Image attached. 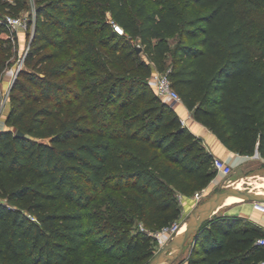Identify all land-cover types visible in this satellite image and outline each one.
<instances>
[{"label":"trees","instance_id":"trees-1","mask_svg":"<svg viewBox=\"0 0 264 264\" xmlns=\"http://www.w3.org/2000/svg\"><path fill=\"white\" fill-rule=\"evenodd\" d=\"M25 6L0 0V81L7 15ZM31 28L0 127V264H144L181 219L179 195L217 176L154 69L228 149L264 157V0H39ZM97 201L104 211L88 209ZM261 236L248 217L215 213L185 262L264 264Z\"/></svg>","mask_w":264,"mask_h":264},{"label":"rangeland","instance_id":"rangeland-1","mask_svg":"<svg viewBox=\"0 0 264 264\" xmlns=\"http://www.w3.org/2000/svg\"><path fill=\"white\" fill-rule=\"evenodd\" d=\"M38 1L39 0H26L25 9L19 15L23 16V17H27L29 20L34 19V17L36 16V9H37ZM250 29L255 30V27H254L252 22L250 23ZM30 31H31V34L29 33ZM32 31H33L32 28H31V30L20 28L16 32L15 39H11V41L8 42L7 45L11 46V49L14 53L12 55L13 63L11 64V66L15 65L17 63V61L21 58V59H24V65L23 66L26 67L25 58H26V55L30 49L31 39H32ZM19 35H22V37H23L21 44H19V42H18V36ZM3 36H5V34ZM80 36L88 37L87 34L83 35L82 33H80ZM5 37H7V36H5ZM138 48L142 49L140 44H138ZM77 49H78L77 45H70L67 48L65 55L74 54ZM126 69H127L126 67H119V66L113 67V70L115 72H118V73L122 72V71H127ZM74 71H75L74 69L70 70L67 74V77H70L74 73ZM150 77H151V75H150ZM77 103L78 102L75 101L74 105H76ZM6 115H7L6 103H2V101H1L0 118L4 119L6 117ZM234 167H235L234 172L232 173V175L229 177L228 180L224 181L223 177H221V180L219 179L218 181H216V183L213 184L211 187L208 186L205 189H203L202 191H199V192H196V193L190 195L189 197L192 199L194 206L196 207L197 205L202 203L204 200H206L220 186L229 187V186H234V185L239 184L240 187L245 188V189H252V190L261 189L264 191V185L259 184V182L264 180V157H260V156H258V154L253 155L244 164L234 166ZM237 202H245V199L241 200V201H235L232 204L234 205ZM229 207L230 206H226V207L218 210L219 212H217V213H224L225 211H227L229 209ZM105 208H106L105 204L97 201L95 204H91L88 209L93 210V211H95V210L104 211ZM182 224L184 225L185 222ZM139 227H142V224H140ZM174 237L172 235L165 234L161 238H158V240L155 244V250H156L155 254L157 252L161 251L163 248H165ZM191 241H192V237L187 242V244H186L183 252L181 253V255L172 264H184L185 258L190 253ZM96 264H119V263L114 262V260L110 256H105L103 258L98 259L96 261ZM144 264H147V262H145Z\"/></svg>","mask_w":264,"mask_h":264},{"label":"built area","instance_id":"built-area-1","mask_svg":"<svg viewBox=\"0 0 264 264\" xmlns=\"http://www.w3.org/2000/svg\"><path fill=\"white\" fill-rule=\"evenodd\" d=\"M29 21L30 20L27 17H23L20 15H18V16L7 15L8 30H7V32H5V36H7L11 39H15L16 32L20 28L27 29L29 27ZM115 28L119 32H123V29L121 26L116 24ZM23 65H24V59L20 58L15 65L10 66L9 71H10L11 84L14 81V79L17 77V75H18L19 71L21 70V68L23 67ZM151 81L154 84V87H155L158 95L161 98L165 99L178 112H179V108L181 105L186 106L181 95L173 86L168 71H159L157 69H154L152 74H151ZM10 88H11V85H10L8 90H3L2 85H1V81H0V91L3 94L2 95V97H3L2 103H6L8 96H9ZM191 115L193 116L192 113H191ZM180 117H181V121L185 125L188 126L189 125L188 119L190 116L189 115L188 116L187 115L186 116L180 115ZM213 163H214L215 169L217 170V173H219L223 176L224 181L228 180L229 177L234 172V169H235L234 165L222 156L214 154V162ZM184 197L185 196L182 194L179 195V198H180L182 203H183ZM253 204H254L255 208H257L261 211H264V203L253 202ZM182 228H183V224L180 221H176L173 224L166 226L163 229H161L159 232H157L156 237L158 239V238H161L165 234H169V235H172L174 237L175 235H177L182 230ZM258 242L264 245V236L259 237Z\"/></svg>","mask_w":264,"mask_h":264},{"label":"crops","instance_id":"crops-1","mask_svg":"<svg viewBox=\"0 0 264 264\" xmlns=\"http://www.w3.org/2000/svg\"><path fill=\"white\" fill-rule=\"evenodd\" d=\"M22 35L18 36L19 44L22 43ZM9 68H6L2 74L1 85L3 90H8L11 85L10 71ZM179 113L182 116H190L189 127L204 140V144L207 148L215 155L222 156L226 158L229 162H231L234 166L242 165L249 160V155H242L236 153L230 149H228L225 144L204 124L199 122L191 115V112L185 105H181L179 108ZM6 117L0 118V127H7ZM209 140V141H208ZM223 177L221 174L217 173V176L210 182L209 187L216 183L219 179L221 180ZM194 204L192 199L189 196H185L183 200V211L181 219L179 220L181 223H186L194 210ZM245 208V209H244ZM226 214H235V215H243L249 218V220L254 223L260 225L264 229V211H261L254 207L253 202L245 200V202H237L236 204L230 205L229 209L225 211ZM184 264H186L184 260Z\"/></svg>","mask_w":264,"mask_h":264},{"label":"water","instance_id":"water-1","mask_svg":"<svg viewBox=\"0 0 264 264\" xmlns=\"http://www.w3.org/2000/svg\"><path fill=\"white\" fill-rule=\"evenodd\" d=\"M17 133L24 134L21 130H18ZM230 195H238L251 202L264 203V193L234 186H220L206 200L194 208L187 220L185 230L182 233L179 232L165 248L154 254L147 264H172L181 255L189 239L196 234L204 222L212 218L219 206Z\"/></svg>","mask_w":264,"mask_h":264},{"label":"bare ground","instance_id":"bare-ground-1","mask_svg":"<svg viewBox=\"0 0 264 264\" xmlns=\"http://www.w3.org/2000/svg\"><path fill=\"white\" fill-rule=\"evenodd\" d=\"M259 184L260 185H264V180L261 181V182H259ZM234 187H237V188H240V189H245V188L240 187L239 184L238 185H234ZM249 190H252V189H249ZM252 191L259 192V193H264V191L261 190V189H259V190H252ZM241 200H244V198L241 197V196H238V195H230V196H228L225 199L224 203L222 205H220L219 208L216 210V213L218 212V210H220V209H222V208H224L226 206L232 205V203H234L235 201H241ZM186 226H187V222L183 225V228L180 231L181 233L185 230Z\"/></svg>","mask_w":264,"mask_h":264}]
</instances>
